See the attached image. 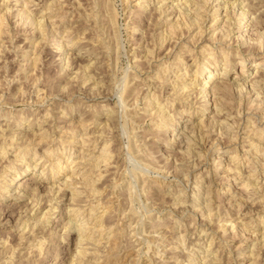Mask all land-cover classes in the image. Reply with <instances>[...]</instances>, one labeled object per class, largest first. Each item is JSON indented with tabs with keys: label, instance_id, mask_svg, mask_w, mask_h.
I'll list each match as a JSON object with an SVG mask.
<instances>
[{
	"label": "rangeland",
	"instance_id": "obj_1",
	"mask_svg": "<svg viewBox=\"0 0 264 264\" xmlns=\"http://www.w3.org/2000/svg\"><path fill=\"white\" fill-rule=\"evenodd\" d=\"M25 1L0 0V151L9 146L1 140L9 134L17 132L22 147L25 139L34 141L24 149L31 150L32 156L20 155L17 145L4 157L0 155V264H207L210 259L213 264H264L259 228L264 216V84L253 85L263 81L264 66L256 63L264 59V45L262 50L257 47L260 51L234 42L236 30L230 46L212 25L219 13L210 10L207 35L193 40L191 52L179 51L181 67L174 69L177 49L192 36L186 38L189 32L184 30L182 44L169 38L161 42L159 37L166 29L163 21L169 16L158 7L176 5L178 0L161 4V0H144L142 6L136 5L138 0H29L33 2L23 7ZM236 1L250 20L242 33L264 32V0ZM179 6L168 12L172 18ZM239 7L236 14L242 11ZM212 31L214 38L209 35ZM229 52L233 63L225 81L246 83L242 94L231 90L222 98L229 122L234 123L229 132L234 140L221 136L217 125L213 128L212 120L221 117L211 112L213 100L207 106L199 94L206 73H218L208 87L221 78ZM180 86H194L188 98L174 94ZM168 116L172 121L168 122ZM189 119L195 123L189 126ZM246 119L249 124H244ZM52 123L59 126L56 135L48 132L53 130L49 128ZM195 124L199 126L193 136L184 130L188 125L192 131ZM247 125L263 139L247 137ZM52 136L56 141L48 139ZM42 138L40 144L35 142ZM104 145L100 163L96 159ZM256 160L263 164L255 173ZM52 165L56 166L54 173ZM44 167L46 175L41 174ZM248 174L251 181H246ZM34 182H48L61 190L37 191ZM197 182L201 192L199 206H194ZM246 182L250 188L243 185ZM208 183L212 189L207 197ZM73 194L79 197L70 200ZM206 197L210 203L213 200L209 217L202 215ZM38 201L42 205L32 208ZM49 205L51 221L36 223ZM94 207L98 216L108 211L100 221L88 220ZM255 210L261 212L256 215ZM76 211L78 219L73 216ZM242 220L244 226L238 224L232 233L229 226ZM102 221L107 229L101 236L94 230ZM78 223L89 227L85 235L92 237L79 246L77 230L72 227ZM256 224V236H252L249 231ZM243 228L248 229L247 237ZM30 233L46 241L42 251L31 249L34 242L25 239ZM80 249L90 252L83 261L74 258Z\"/></svg>",
	"mask_w": 264,
	"mask_h": 264
},
{
	"label": "bare ground",
	"instance_id": "obj_2",
	"mask_svg": "<svg viewBox=\"0 0 264 264\" xmlns=\"http://www.w3.org/2000/svg\"><path fill=\"white\" fill-rule=\"evenodd\" d=\"M144 0H138V3L139 4H136V5H140V6H142V3L141 2H143ZM151 1H153V2H155V0H151ZM182 0H178V3L176 4V5H167V4H165V3H162L163 2V0H161L160 1V6L158 7V9L161 11V13L165 16V15H167V16H169V18H167L166 20H164L163 21V23H164V28H166V29H164V31H163V34H161V36L159 37V39L161 40V42H163L166 38H169V39H173V41H174V39H176L177 41H179V45L180 44H182L183 43V40H181L182 39V37L185 35V32H184V30H187V32H189V36L188 37H186V38H190L191 36H192V38H190L189 40H188V42H186L185 43V45H187V46H185V45H182L180 48H181V50H178L177 48V53H176V55H175V59H174V62L176 63V64H172L171 65V67L172 68H174V69H178V68H180L181 67V65H179V63H180V61H178V59H179V57L181 56L180 55V52L182 53V49H185L186 48V52H191L192 50H190V44L191 43H193V40L195 39V38H198L199 40H203L204 38H205V36L207 35V28H206V26H205V22H206V20L207 19H209V18H211V11H213V14H218L219 13V17H213V19H212V21H213V27L214 28H216V29H218V31H219V29H220V33H222V37H221V40H223V41H225L226 39L229 41V42H227V43H230V46L234 43V42H242V43H244L245 45H247V46H251V47H249L250 48V50H256V48L257 47H259L261 50L263 49L262 48V46L264 45L263 43V38H264V32H255V34L253 33V31H252V33L251 34H247V35H244L243 33H242V30H243V28H246V27H248V23H249V21L250 20H246V18H247V16H248V12H247V10L246 9H244V8H242V6H241V8L239 7V3L236 1V0H234V2L232 3H230L228 0H183V3L181 2ZM236 1V2H235ZM33 2V1H32ZM31 1L29 2V0L28 1H25V2H22V5H23V7H25V6H27L29 3H32ZM49 2V1H48ZM146 2V1H145ZM222 2H224V3H226L225 4V6H221L222 5ZM240 2V1H239ZM36 3V2H35ZM47 3V2H46ZM50 4L52 3V2H49ZM156 3H158V2H156ZM179 3H180V6H179ZM182 3V4H181ZM215 3H216V5H215ZM34 4V3H33ZM54 4H55V2H54ZM57 4V3H56ZM52 5V4H51ZM61 5V4H60ZM180 7V8H178L179 10L177 11V14L172 18V15H170V14H168V12L172 9V8H174V7ZM28 7V6H27ZM239 7V9H241L242 11L239 13V14H236V9ZM49 8V7H48ZM177 9V8H176ZM175 9V10H176ZM49 10V9H48ZM145 10V9H144ZM158 10V11H159ZM211 10V11H210ZM23 11V10H22ZM27 11V10H26ZM29 11V10H28ZM28 11H27V14H28ZM224 11V12H223ZM135 13V12H134ZM160 13V12H159ZM160 13V14H161ZM223 13V14H222ZM225 14V15H224ZM235 15V17H236V19H234V21L232 20V15ZM162 15V16H163ZM224 15V18H222V16ZM162 16H160L161 18H162ZM31 21V20H30ZM222 24V25H221ZM234 26L236 27V29L234 28ZM212 27V26H211ZM216 29H215V31H216ZM262 29V28H261ZM237 30V38H235L234 39V42H232V38H230L231 37V34L234 32V31H236ZM257 30V29H256ZM257 33V34H256ZM211 34V35H210ZM52 35V34H51ZM209 35L211 36V37H213L214 38V36L216 35L213 31L212 32H209ZM210 37V38H211ZM169 39H167V41L169 42ZM212 39V38H211ZM209 40V39H208ZM220 40V39H219ZM218 40V41H219ZM171 41V40H170ZM176 41V42H177ZM197 41V40H196ZM196 41H195V43H196ZM166 42V41H165ZM175 42V43H176ZM208 42V41H207ZM175 43H174V45H175ZM224 43V42H223ZM162 44V43H161ZM164 44V43H163ZM171 44V43H170ZM209 44V43H208ZM216 44V43H215ZM179 45H178V48H179ZM189 45V46H188ZM193 45V44H192ZM171 46V45H170ZM173 46V45H172ZM208 46V45H207ZM146 47V46H145ZM163 47V46H162ZM189 47V48H188ZM256 47V48H255ZM179 48V49H180ZM192 48V47H191ZM252 48V49H251ZM171 49L173 50V48L171 47ZM189 49V50H188ZM231 49V48H230ZM258 49V48H257ZM260 49H258V50H260ZM188 50V51H187ZM203 50L204 51H206V49L205 48H203ZM257 50V51H258ZM260 50V51H261ZM169 51V50H168ZM175 51V50H174ZM180 51V52H179ZM230 51V50H229ZM212 52H213V50H212ZM253 52V51H252ZM209 53L210 54H212L210 51H209ZM226 54H227V52H225ZM259 53V52H258ZM189 54V53H188ZM237 54H240V52H238ZM184 55V54H183ZM230 55L233 57V55H232V53L231 52H229L228 53V55H227V57H226V59H224V65L226 66V68H225V70H223L224 72H223V74H222V76H221V78H219L218 80L216 79V81H214L215 82V84H214V86H212V87H208V85H209V83L215 78V76L216 75H218V73H216L215 71H209L208 73H206L207 74V78H205V82L204 83H199V86H200V89H199V94H200V96L203 98V100L207 103V106H209L210 104V102L212 101L213 102V104H214V109L211 111V112H213L214 113V115L215 116H219V117H221V120H219L221 123H219V121L217 120V121H214V120H212V122H213V128H214V125L216 126H218V130H219V134L221 135V136H224L225 137V135L227 136H229L230 134H229V132L231 133V131H233V124H231L230 122H232L231 120H230V122H229V116H228V113L226 112V110H225V108H227V107H225L226 105H224L226 102H225V99H224V101L222 100V98H224V96L225 95H227L228 93H229V91H231V90H235V91H237V92H240V94H242V92H245V88H246V83H244V82H240L239 80H228V81H225V77L228 75V72H229V66H230V63L232 62V60L230 59ZM162 56V55H161ZM168 56V55H167ZM162 57H164V56H162ZM161 57V58H162ZM172 57V56H171ZM173 57H174V54H173ZM184 57V56H183ZM238 57V56H237ZM264 57V56H263ZM168 58V57H167ZM207 58V57H206ZM146 59V58H145ZM158 59V58H157ZM160 59V58H159ZM166 59V58H165ZM181 59H182V57H181ZM163 60V59H162ZM168 60V59H167ZM244 61V60H243ZM217 62V61H216ZM233 63V62H232ZM167 64V63H166ZM242 65H243V63H241ZM257 64V67H262V66H264V59H262L261 61H259L258 63H256ZM164 65V64H163ZM137 66H139V65H137ZM185 66V65H184ZM167 67H169V66H167ZM139 68V67H138ZM207 68V67H206ZM205 68V69H206ZM169 69V68H168ZM164 70V69H163ZM158 71V70H157ZM170 71H172L171 70V68H170ZM183 71H185V69H183ZM164 72V71H163ZM176 72V71H175ZM157 73H159V72H157ZM187 72H185V74H186ZM165 74V73H164ZM183 76V75H182ZM185 79H183V80H180L181 82H183ZM261 80H263L262 82L261 81H255L254 83H253V85H259V84H264V77H262L261 78ZM161 81V80H160ZM176 82V81H175ZM131 83V82H130ZM155 83V82H154ZM162 83V82H161ZM182 84V83H181ZM193 84V83H192ZM179 85H180V83H179ZM194 85V84H193ZM161 86V85H160ZM198 86V87H199ZM164 87V86H163ZM173 88H176V90H177V88H179L178 86H172ZM249 87V86H248ZM194 88V86H192L190 89H186L184 86H180V89H178V91H176L174 94H177V95H179L180 97H189V95L187 94L189 91H191L192 89ZM158 89V88H157ZM172 89V88H171ZM249 89V88H248ZM250 89H251V87H250ZM252 90V89H251ZM251 90H248L249 92H247V93H249V94H252V92H250ZM263 90V89H262ZM264 91V90H263ZM262 91V93L264 94V92ZM236 93V92H235ZM255 94V91H254V93H253V95ZM237 95H239V94H236V96ZM246 95V94H245ZM249 96V95H248ZM255 96V95H254ZM254 96H252V97H254ZM257 97V100H258V97H259V95H256ZM156 97V96H155ZM175 97V96H174ZM246 97V96H245ZM244 97V98H245ZM261 97V96H260ZM247 98V97H246ZM251 98V97H250ZM170 99V98H169ZM210 99H212V100H210ZM241 99H242V97H241ZM248 99V98H247ZM264 99V98H263ZM172 100V99H171ZM185 100H187V99H185ZM256 100V101H257ZM259 100H260V98H259ZM258 100V101H259ZM165 101V100H164ZM184 101V100H183ZM228 101V100H227ZM239 101V100H238ZM152 102V101H151ZM177 102V101H176ZM185 102V101H184ZM225 102V103H224ZM259 103V102H258ZM188 104V103H187ZM160 105V104H159ZM163 105V104H162ZM172 105V104H171ZM191 105V104H190ZM261 105V104H260ZM256 107V106H255ZM188 111V110H187ZM190 111V110H189ZM156 112V111H155ZM202 112V111H201ZM159 115H163V112H161V110L159 109V111L157 112ZM156 114V113H155ZM205 114V113H204ZM206 115V114H205ZM173 116V115H172ZM171 115H170V118L172 117ZM163 118V117H162ZM165 118V117H164ZM207 119V118H206ZM231 119H234V118H231ZM163 120V119H162ZM162 120H160L161 122H162ZM169 120H171L172 121V119H169V116H168V122H169ZM202 120V119H201ZM242 120V119H241ZM134 121V120H133ZM132 121V122H133ZM159 121V120H158ZM170 121V122H171ZM189 121V126L190 125H192L193 123H195V122H193L192 120H188ZM187 121V122H188ZM206 121V120H205ZM208 121H209V119H208ZM167 122V121H166ZM210 122V121H209ZM208 122V123H209ZM255 122H257V121H255ZM163 123V122H162ZM172 123V122H171ZM202 123H203V121H202ZM201 123V124H202ZM240 123V122H239ZM245 123H248V119H246V120H244V124ZM199 124V123H198ZM210 124V123H209ZM249 124V123H248ZM253 124V123H252ZM256 124V123H255ZM53 125V123L51 124V126L49 127L50 129H53L52 131L50 130H48V132L50 133H53L52 135H56L55 133V131L54 130H57V129H55V128H59V126H52ZM211 126H212V124H210ZM156 126V125H155ZM166 126V125H165ZM199 126V125H198ZM196 124L195 125H193L192 126V131L190 130V128L188 127V125H186V127H185V129L184 130H187V132L189 133V134H191L192 135V132L194 131V130H196V129H198L197 127H198ZM202 127H204L203 125H201ZM200 126V127H201ZM209 126V125H208ZM236 126V125H235ZM193 127H195V128H193ZM237 127V126H236ZM246 128V133H250V135L249 136H247V134L245 135V136H247V137H251L252 139H253V136H257V139L258 138H262V136H259L258 134L259 133H256V131L255 130H253V128L252 129H250V125H247V127H245ZM46 129V128H45ZM45 129H41V131L42 130H44L43 132H47ZM194 129V130H193ZM212 129V128H211ZM210 129V130H211ZM215 129V128H214ZM203 130V129H202ZM239 130V129H238ZM237 130V131H238ZM245 130V129H244ZM206 131H208V130H206ZM216 131V130H215ZM262 131V130H261ZM186 132V133H187ZM235 132H236V130H235ZM245 132V131H244ZM259 132V131H258ZM263 132V131H262ZM198 133V132H197ZM218 133V132H217ZM2 134V133H1ZM44 134V133H43ZM42 133H41V135H43ZM48 134V133H47ZM188 134V135H189ZM237 134L239 135L240 134V132L238 133L237 132ZM40 135V134H39ZM49 135V134H48ZM51 135V134H50ZM66 135V134H65ZM191 135H189L190 137H191ZM232 135V134H231ZM230 135V136H231ZM236 135V134H235ZM252 135V136H251ZM6 135H4V137H5ZM47 136V135H46ZM193 136V135H192ZM194 136H195V134H194ZM197 136H199V134H197ZM202 136V135H201ZM229 136V137H230ZM22 137H24V136H22ZM43 137V136H42ZM188 137V136H187ZM236 137H237V135H236ZM53 136L52 137H50V138H48V139H50V141L51 142H54V141H56V139H54V141H52L53 139ZM185 138V137H184ZM192 138H194V137H192ZM192 138H190V139H192ZM231 138L233 139V136H231ZM264 138V137H263ZM262 138V139H263ZM21 138H19V135H18V133L16 132V133H14V134H9V135H7L4 139H1V140H3L2 142L3 143H7V145H9L8 147H10V148H8L7 146L5 147V148H1L2 150L0 151V155H3L2 157H4L6 154H7V152L9 153V151L11 152V150H12V148L14 147V145H17L18 147H20V149L22 150L19 154L20 155H22L23 154V157L24 156H28V154H30V152H31V150H24V149H26L25 148V146H27V145H30V144H33L32 142H34V141H27L26 139H25V141H23V144H25V146L24 147H22V144H20L19 143V140H20ZM29 139V138H28ZM44 138H42V139H39V140H35V142L37 141V144H40L41 143V141L43 140ZM47 139V138H46ZM52 139V140H51ZM220 139V138H219ZM230 139V138H229ZM232 139H230V140H232ZM235 139V138H234ZM233 139V140H234ZM255 139V138H254ZM30 140V139H29ZM185 140H187V139H185ZM264 141V140H263ZM29 142V143H28ZM74 141L72 140L71 142H69L68 144H71V143H73ZM188 141H186V143H187ZM193 142V141H192ZM189 143V142H188ZM197 143V142H196ZM84 144V143H83ZM190 144V143H189ZM107 145V144H106ZM106 145H104L103 146V148H102V153L99 155L100 157L98 158V159H96V161L98 162H100L101 161V157L103 156V155H105V153H104V151H105V146ZM110 145V144H109ZM31 146V145H30ZM187 146V145H186ZM189 146V145H188ZM194 146H196V145H194ZM193 146V147H194ZM3 147V146H2ZM50 147V146H49ZM136 147V146H135ZM190 147V146H189ZM188 147V152H189V150H190V148ZM192 147V148H193ZM255 147H256V145H255ZM183 148V147H182ZM186 149V148H185ZM7 151V152H6ZM30 151V152H29ZM53 151V150H52ZM55 151V150H54ZM53 151V152H54ZM135 151V150H134ZM187 151H186V153H187ZM29 152V153H28ZM190 152H195L194 151V149L192 150L191 149V151ZM33 153V152H32ZM104 153V154H103ZM254 153V152H253ZM253 153H251L250 152V154H253ZM47 154V153H46ZM50 154V153H49ZM48 154V155H49ZM31 156H32V154H30ZM33 155H34V157L36 158L37 157V155H38V151L37 150H35L34 151V153H33ZM107 156V155H106ZM110 156V155H109ZM255 156V155H254ZM20 157V156H19ZM25 157V158H26ZM29 157V156H28ZM43 157H47V155L45 156V155H43ZM104 157V156H103ZM240 157V156H239ZM238 157V158H239ZM16 158H17V156H16ZM106 158V157H105ZM238 158H236L235 157V159L234 160H238ZM47 159V158H46ZM93 159V158H92ZM95 159V158H94ZM106 159H108V158H106ZM219 159V158H218ZM104 161V160H103ZM153 161V160H152ZM221 161V160H220ZM257 161V160H256ZM102 162V161H101ZM100 162V163H101ZM106 162V161H105ZM251 162V161H250ZM79 163V162H78ZM36 165L35 166H38L39 164H40V162L39 163H35ZM90 164V163H89ZM108 164V163H107ZM261 164H263V160H258L256 163H255V166H251L253 169H255V170H252L253 172H257L256 170L258 169V167L261 165ZM56 165V164H55ZM252 165V164H251ZM95 166H96V164H95ZM106 166V165H105ZM149 166V165H148ZM241 166H242V164H241ZM46 167V166H45ZM43 168V170H42V172H41V174H43V175H46V174H44L45 173V171L46 170H48L47 168ZM55 167L56 166H53L52 165V169H51V171H52V173H54L53 171H54V169H55ZM219 167V165H217V168ZM263 168V171H264V167H262ZM50 169V168H49ZM237 169V168H236ZM11 169H6L5 171L7 172V171H10ZM57 172H59V171H57ZM251 172V171H250ZM249 172V173H250ZM252 172V173H253ZM238 173V172H237ZM254 174V173H253ZM16 176L15 177H13V179H12V181L11 182H14L17 178H18V176H20V175H22L21 174V172L20 173H17V174H15ZM102 175V174H101ZM234 175V174H233ZM233 175H229V177L230 176H232V177H234ZM237 175V174H236ZM251 174H248V175H246V181H251V180H249V179H252L251 177ZM257 176V175H256ZM229 177H228V180H229ZM42 178H43V176H42ZM100 178V177H99ZM53 179H56V177H55V175H54V178ZM67 180H68V178H66ZM97 179V178H96ZM234 179V178H233ZM227 180V181H228ZM47 181H48V179H47ZM231 181V180H230ZM1 183V182H0ZM34 183H36L35 184V187H34V189L35 190H37V191H40V190H42L43 188H46V189H48V191L47 192H56L55 190L56 189H58V187L55 189V185H47V184H50V183H44V185L41 183V182H34ZM91 183V182H90ZM213 183V182H212ZM212 183H208V188H206L207 190L208 189H212ZM65 184H66V182H65ZM196 185H197V187H198V189H195V190H197V193H196V198L194 199V201H193V204H194V206H199V204H197V202H198V197H199V193L201 192L200 191V189H201V185H200V182H197L196 183ZM243 185H245L246 186V188H250L251 187V184H249V183H245V184H243ZM91 186H92V184H91ZM244 186V187H245ZM253 187L252 188H254V185H252ZM21 186L19 185L18 187H17V189H19ZM93 189L91 190V192H94L95 193V190H94V184H93ZM202 187H203V185H202ZM68 188H71V183H70V185H68ZM96 188V187H95ZM256 188V187H255ZM21 189V188H20ZM61 190V189H60ZM60 190L58 189V192H60ZM255 190V189H254ZM258 190V189H257ZM256 190V191H257ZM260 190V189H259ZM200 191V192H199ZM248 191V190H247ZM250 191V190H249ZM58 192H56V193H58ZM97 192V191H96ZM226 192V191H225ZM231 192V191H230ZM228 193V192H227ZM260 192H257L256 194H259ZM23 194H25V193H23ZM96 194V193H95ZM207 197L211 194V191L210 190H208L207 191ZM235 194V193H234ZM255 194V193H254ZM261 194V193H260ZM91 195H92V193H91ZM183 195V194H182ZM236 195V194H235ZM52 196H53V194H52ZM55 196V195H54ZM234 196V195H233ZM263 196V195H262ZM261 196V197H262ZM79 197V195L78 196H76L75 194H73V195H71V198H70V200H75V199H77ZM205 198L204 200V203H205V206H204V209H203V211H204V214H202L204 217H209L210 216V213H211V211H212V201H211V203H210V201L209 200H206V199H209V198ZM264 197V196H263ZM212 198V197H211ZM252 198V197H251ZM254 199V198H253ZM261 199V198H260ZM263 199V198H262ZM53 200V199H52ZM251 200V199H250ZM51 201V200H50ZM56 201V200H55ZM208 201V202H207ZM42 202V201H41ZM41 202H39L38 201V203L36 204V205H34L32 208H34V207H37V206H41L42 205V203ZM182 202V201H181ZM207 202V203H206ZM57 203V202H56ZM55 203V204H56ZM73 203H75V201H73ZM124 203V202H123ZM243 203V202H242ZM51 205H52V203H50ZM81 204V203H80ZM98 204V203H97ZM51 205H49V208H47V210L45 211V213H43L42 215H40L39 217L37 216L36 217V223H40L41 221H51V218H50V216L49 215H51L50 213H51V211H50V209L52 208V207H50ZM180 205V204H179ZM251 205V204H250ZM201 206V205H200ZM39 207H38V209H39ZM79 208V207H78ZM186 208V207H185ZM255 208V207H254ZM71 209V208H70ZM103 209V208H102ZM195 209V208H194ZM200 209V208H199ZM198 209V210H199ZM32 211H33V209H32ZM35 211V210H34ZM37 211V210H36ZM36 211H35V213H36ZM96 211H97V209L94 207V208H91L90 209V211H89V214H88V220H92V219H94V218H96L97 220H101V218H103L104 217V215H106L107 214V212L108 211H106V210H103L102 211V215H97L96 214ZM122 211V210H121ZM196 210H194V212H195ZM252 211V210H251ZM257 210H255V212H256ZM81 212V211H80ZM198 212V211H197ZM252 212H254V211H252ZM261 211H257L256 212V215H257V213H260ZM217 213V212H216ZM200 214V213H199ZM212 214V213H211ZM36 215V214H35ZM79 215V213L76 211V212H74V214H73V216L74 217H79L78 216ZM217 215V214H216ZM212 216V215H211ZM218 216V215H217ZM246 217H249L248 215L246 216ZM260 217V216H259ZM106 218V217H105ZM104 218V219H105ZM229 218V217H228ZM78 219V218H77ZM254 218L252 217V220H253ZM260 219H261V223H259V224H261L260 226H259V228L262 230L261 231V238H262V243H263V245H262V247H264V216H262L261 215V217H260ZM99 220V221H100ZM106 220V219H105ZM252 220H250V221H252ZM72 221V220H71ZM79 221V220H78ZM212 221V220H211ZM214 221V220H213ZM212 221V222H213ZM80 222V221H79ZM260 222V221H259ZM245 223V222H244ZM244 223H243V220L240 222V223H234L232 226H229V228L231 229V231H232V233H234L235 231H234V229H236L237 228V225L238 224H241V226L243 227L244 226ZM253 223V222H252ZM257 223V222H256ZM79 224V223H78ZM88 224V223H87ZM108 224V223H107ZM248 224V223H247ZM246 224V225H247ZM254 224H255V221H254ZM258 224V223H257ZM256 224V227H253L252 225H251V228H255V230L254 231H249V233L252 235V236H256V228L258 227V225ZM211 225V224H210ZM249 225V224H248ZM66 226V225H65ZM64 226V227H65ZM67 226L69 227V224L67 223ZM86 225L85 224H82V223H80L79 225H72V227H75L74 229L75 230H77V245L79 246L80 245V243L82 242H86V240H91L92 239V237H86L87 236V234L91 231H89V232H87V230L89 229V227H88V229L85 227ZM105 225L103 224V221H102V223H100L99 224V226L98 227H95V229H97V230H94L95 231V233L97 232L99 235H101L102 236V233L107 229L106 227H104ZM107 226V225H106ZM36 227V226H35ZM35 227H33V228H35ZM92 227V226H91ZM222 227H225L226 228V226H222ZM65 229H66V227H65ZM108 229H112L111 228V226H110V228H108ZM243 231H244V233L246 234V237H247V235L249 234H247V232H248V229L247 228H243ZM87 232V234L85 235V233ZM108 232V231H107ZM201 232H206V231H204V229H202L201 230ZM209 232V231H208ZM213 232V231H212ZM228 232V230L226 229V230H224V233H227ZM243 233V232H242ZM84 234V235H83ZM91 234H93V235H91ZM236 234V233H235ZM30 235V236H29ZM28 235V237L26 236V241H30V239H32L31 241L32 242H34V245L31 247V249L32 248H37V250H39V251H42L43 250V244L46 242H44V240H42V239H40V240H38L37 238H36V236L34 235V233H30ZM90 235L91 236H94V232H91L90 233ZM89 235V236H90ZM183 236V235H182ZM100 237V236H99ZM233 238H235V236L233 237ZM183 242V241H182ZM23 243H25V242H23ZM81 243V244H82ZM211 245V244H210ZM82 247V246H81ZM199 247V246H198ZM86 250H88V249H83V250H78V252L76 253V254H74V258H76L77 260H79V261H83L84 260V258H85V256H89L90 254V252L89 253H87L88 251H86ZM212 250V249H211ZM210 250V251H211ZM209 250H207V253H209L210 252ZM93 254V253H92ZM91 254V255H92ZM99 254V253H98ZM100 255V254H99ZM214 255V254H213ZM71 257V256H70ZM189 257H191V256H189ZM213 257H215V256H213ZM218 257V256H217ZM207 258H208V256H207ZM212 258V257H211ZM212 259H214L215 260V258H212ZM72 260V259H71ZM86 260H87V258H86ZM189 260V259H188ZM217 260V259H216ZM218 261V260H217ZM219 262V261H218ZM207 263V262H206ZM208 263L209 264H213L212 263V260L210 259L209 261H208ZM207 263V264H208ZM216 263V262H215ZM203 264V263H202ZM220 264H222V262H220Z\"/></svg>",
	"mask_w": 264,
	"mask_h": 264
}]
</instances>
